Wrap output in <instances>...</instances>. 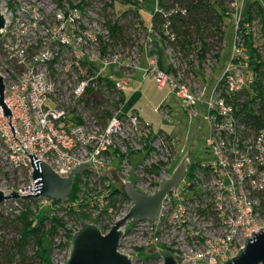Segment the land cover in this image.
I'll use <instances>...</instances> for the list:
<instances>
[{"label":"built area","instance_id":"1","mask_svg":"<svg viewBox=\"0 0 264 264\" xmlns=\"http://www.w3.org/2000/svg\"><path fill=\"white\" fill-rule=\"evenodd\" d=\"M82 2L65 6L61 1L56 10L46 6L33 10V6L25 8L16 1L10 5L11 11L0 5L5 19L0 37V75L5 81V103L12 112L18 141L2 108L0 137L15 167L28 169L31 178L32 164L25 150L61 178L89 166L88 173L99 178H105L110 170L123 172L125 182L134 172L137 188L139 177L153 175L147 172L155 166L149 160L152 147L148 151L143 147L155 143L158 135L153 125L137 114H125V103L114 111L108 109L114 105L111 97L119 101L127 87L125 79L114 80L115 73L125 71V56L120 51L110 53V49L103 54L99 37L90 44L84 41L88 32L84 27L86 3ZM244 4L245 0L239 12L237 0L233 4L238 24ZM52 11L54 20L44 25L43 16ZM40 28H47L46 37H38ZM233 47L230 61L211 89L198 86V91L192 90L181 76L160 71L154 60L146 70V77L155 75L159 89L169 86L176 93L191 117L198 116V106L203 105L210 124V159L193 163L192 169L190 164L180 184L163 201L157 220L147 222L150 243L146 247L152 244L154 250L164 246L178 264H225L244 247L247 237L264 229V129L256 131L240 116L238 106L244 102L241 94L253 85L254 77L245 73L242 62H233L247 60L243 49L236 43ZM63 50L72 53L66 55ZM132 55L131 60L138 62L137 50ZM131 67L138 68V63ZM109 84L114 85L113 89ZM96 94L102 95L100 101ZM97 106L112 112V116L106 119L99 111L80 116L69 110ZM169 146V153H176L174 140ZM138 152H146L148 158L133 170L131 156ZM114 158L119 161L116 168ZM175 160L168 159L164 164L162 183L171 177ZM34 188L33 182L21 193L36 195ZM41 200L42 207L47 204L51 208L50 199ZM127 228L125 233L131 230ZM146 247L137 249V254L141 255L140 249ZM155 251L158 254L159 250Z\"/></svg>","mask_w":264,"mask_h":264},{"label":"rangeland","instance_id":"2","mask_svg":"<svg viewBox=\"0 0 264 264\" xmlns=\"http://www.w3.org/2000/svg\"><path fill=\"white\" fill-rule=\"evenodd\" d=\"M14 1L18 2L19 4H23V7L25 8H28V6H33V10L40 9L43 6L50 8L52 7L53 10H56V5L59 4V2L61 1L65 6L70 4L78 5L82 2V0H3L0 5L1 7L8 8L9 11H11L10 5ZM242 1L243 0H237L238 12L241 8ZM112 2L113 0H90L89 2H86L84 27L86 28L88 34L85 36L86 39L84 41L87 42V44H90L92 39H98V37H102L104 41L108 42L109 32L106 28L105 23L108 20H111L113 22L119 21L121 26L125 28L127 27V34L130 38H132L133 42H135V45L127 49L119 48L118 50L122 52L125 56V64H136L138 63L136 60H131V58L134 57L132 55L133 51L136 52L137 50V54L139 55V48L142 45L148 47L151 43H145L146 38L144 32L141 29H135L134 26L132 27L131 18L118 19L116 14L120 13H115L118 8L115 10L106 8V4H110ZM248 2L263 3L264 0H245L244 7ZM123 9H125V7H122L118 11ZM137 9H141L142 20L145 26L147 28H150L155 12V2L152 3V0H147L146 3L145 1H139V6L137 7ZM231 9L233 10V15L235 17H238V12L233 5L231 6ZM43 18L44 25L50 24L54 20V11L45 14ZM234 19L231 20L228 18L225 21L227 31L225 40L222 45V49L219 52L221 56L220 60L218 61L213 57H209L205 64L204 78L206 82H202V87L204 88L207 87L211 89L214 83L216 82L217 78L223 72V69L227 66L228 61L226 59L227 57L231 56V51L234 50V47L231 45V40H233L234 43L237 44L239 49L244 50L240 33L234 34V31L231 33ZM142 20L140 19V21ZM45 29H39V38L46 37ZM252 31L255 36V46L257 47L259 54L264 60L263 24H261L258 20L255 21L252 24ZM89 51L91 52L93 51V49L89 48ZM62 53H65L66 55H71L70 53H72V51L63 50ZM170 56L175 69H179L182 63L180 64V61L177 60V56H172L171 53ZM241 64L244 68L245 73L248 74L249 77L252 76V74L247 69V66L244 61ZM188 69V65H184L183 69L181 70L182 77L183 72L185 70L187 71ZM124 78L125 74L123 72L115 73L114 80H122ZM187 78L188 79H186V83L190 85L192 90L198 91V86H201V80L197 78L193 73L187 76ZM152 93L157 95L162 94V96L167 97V104L170 107V110L167 112L161 111L162 113L159 114L154 110V107L145 104L144 109L147 112V115H145L146 119L147 121H149V123L151 122L150 124H153V130L155 134H158L160 131H164L173 137V140L175 141L176 153L173 152L172 154H170L167 150V148L170 147L169 145L171 144L172 140L169 139L165 134L158 135V138L154 140L156 142L153 144H144L145 146L143 147V150H149L152 147L151 150L153 151V155L149 160L151 161V163H153V165L160 168V170H158L156 174L148 175L147 177L146 173L143 177H139L137 189L138 191H144L147 194H153L161 188L164 179V164L166 165L168 159L173 160L176 158V160L172 163V170L170 172L171 175L180 165L185 155L188 153H191L190 160L192 163L198 161L205 162L208 161L211 157L207 147V139L210 135V124L206 118L207 113L203 105L198 106V116L191 117L190 113L184 108L183 101L178 98L176 93L173 92L170 87L167 88L163 93L156 90V88L154 87ZM250 94L251 98L255 97V93L252 90H250ZM95 96L98 101L102 99V95L96 94ZM112 99L114 101L116 97H111V101ZM50 107L54 108L55 106H52L50 104ZM99 109L102 110V108L100 107H83L75 109L70 108L69 110L75 115L79 114L80 116H89L96 113V111ZM108 109L114 111V107L112 105ZM147 158L148 156L146 152H138L133 154L131 156V166L133 170H136L140 165L144 164ZM113 161V168L118 167L119 161L116 158H114ZM82 179L83 186L81 187L83 193L79 195L77 200H69V196V198L64 201V204L59 205L58 203L54 202L55 200L50 199V201L52 202L51 208L56 210L55 214L57 216L64 217L67 224L66 229L74 233L75 231L79 230L81 221L79 220L80 222H78L74 217L68 216L66 212L62 211L61 209H67V211H69L73 206V202L77 206H86V209L84 211L90 215V219L88 222L91 224H95L99 227H109V232L115 221H117L119 217L123 216L122 213H126L131 208L132 203L124 202L122 204H119L116 208H113V210L109 211V215L102 217L99 215L100 209L105 208L107 206L109 201L106 200L105 197L113 188H119L122 192H125L124 184L127 180V176L123 172L110 170L106 173L105 178H99L97 176L90 175L84 176V178ZM130 181H135L134 172L130 178ZM32 184L33 181L29 170L15 167V164L11 160L10 155L8 153L7 146L4 140L0 137V191L5 192L7 195H11L13 192H17L21 196L19 199H10L4 204L0 205V264H8L7 258L10 257V254L8 253L9 246H11L13 243L12 241L18 237L17 229L10 223L20 214V211L23 208V203L26 201V199L27 201L28 199H33V197H25L30 195L29 193H21L25 189L30 188ZM85 185H89V189H86ZM42 201L43 200L41 199L37 200L39 206H42ZM29 202H31V200ZM45 205V207H48L47 204ZM32 206L33 208L35 207V205ZM147 222L148 220L143 222L144 225H135L133 229L126 233L125 238L121 242L120 252L122 254L131 256L134 260V264H163V261L160 257L146 261L147 257L157 253L151 248L152 244L146 247L147 243H150V226L147 224ZM66 243L67 239L65 238V232L61 230L59 236L55 238L53 242L54 246L53 251L51 253L52 264H67V261L70 257V252L69 249L64 246V244ZM141 247H146L145 255L143 256L137 254V249ZM33 254L34 251L32 248H30L28 250V256H32ZM13 264H20L18 263V257Z\"/></svg>","mask_w":264,"mask_h":264},{"label":"trees","instance_id":"3","mask_svg":"<svg viewBox=\"0 0 264 264\" xmlns=\"http://www.w3.org/2000/svg\"><path fill=\"white\" fill-rule=\"evenodd\" d=\"M87 1L89 0H83L82 4ZM139 1L144 2L146 0H113L112 3L106 4V8L114 10L118 8L115 12L120 13L116 14L118 19L131 18L132 27L134 26L135 29H141L144 32L145 43L151 37L150 30H152V33L163 42L171 55L177 56V60L180 61V64L182 63L179 69H175L174 65L171 64L170 74L181 76L184 65H188L189 69L183 72L182 80L186 82L187 76L193 73L201 80L200 85L202 86V82H206L204 72L209 57L220 60L219 52L222 49L227 31L225 21L228 18L234 19L235 16L232 13L231 6L236 1L158 0V10L154 13L151 28L145 26L141 9H137ZM122 7H125V9L118 11ZM257 20L263 24L264 29V2H248L243 9V16L239 24L237 17H235L231 33L234 31L233 33L236 34L235 28H238L237 34L240 33L241 35L242 46L247 56L244 63L254 77L253 85L245 88L241 94L240 99H243L244 102L238 106L240 116L247 125L259 131L264 129V60L255 46V36L252 31V24ZM105 24L109 32V41L105 42L102 37H99L103 54H106L108 49L114 53L119 48L127 49L135 45V42L127 34V27L121 26L119 21L108 20ZM233 44L234 41L231 40V45L233 46ZM141 47L139 50H141ZM226 60L229 62L230 56ZM233 62L238 65L243 60L236 59ZM109 87L113 89L114 85L109 84ZM250 90L255 93L254 98H251ZM124 102L123 96L119 101L115 99L114 105H112L114 110L118 109ZM97 111H99L98 114L104 115L106 119L112 116L110 111L101 109ZM160 134L163 133L160 132L157 135ZM167 137L173 140L172 136L168 135ZM193 167L194 164L191 162V169ZM158 170H160L159 167L153 166L147 172L148 174H155ZM84 176H90V173L86 172L76 176L69 200L75 201L83 193L81 186H83L82 178ZM85 187L89 189V185H85ZM105 199L109 202L105 208L100 209L99 215L101 217L109 215L111 208H116L117 205L124 202H130L125 192H122L119 188H113ZM30 200L31 202H29ZM54 202L59 205L64 204V202L58 200ZM31 204L35 207L33 208ZM72 204L73 206L69 211L67 209L61 210L65 211L68 216L74 217L78 222H88L90 215L84 211L86 206H77L74 202ZM262 208L264 210V196ZM55 211L53 208L39 206L37 200L28 199L27 201L26 199L20 214L10 223L17 229L18 237L9 246L8 264H13L17 257L20 264H52L53 242L59 236L61 230L65 232V238L67 239L64 246L69 249L71 239L76 231L74 233L68 231L64 217L57 216ZM134 225L135 223L132 222L127 230H130ZM99 229L106 235L109 227H99ZM30 248L34 251L32 256H28ZM165 249L164 246L154 247V250ZM140 254L145 255V249H140ZM157 257H159L157 253L150 255L146 258V261Z\"/></svg>","mask_w":264,"mask_h":264},{"label":"water","instance_id":"4","mask_svg":"<svg viewBox=\"0 0 264 264\" xmlns=\"http://www.w3.org/2000/svg\"><path fill=\"white\" fill-rule=\"evenodd\" d=\"M2 1L0 0V3ZM4 27L5 19L0 10V37L2 36L1 30ZM5 90V81L0 75V108H2L5 117L10 119L9 125L15 138L16 131L11 123L12 112L5 103ZM25 153L31 160L32 181L35 183L34 192L36 193V195L25 197H33L34 200L48 198L61 202L66 201L72 192L76 176L91 169L89 166L78 168L73 170L68 178H61L52 171L49 165L38 160L36 155H29L26 150ZM190 164V154L188 153L171 177L162 184L160 190L154 195H147L138 191L132 181L125 182V194L133 204L131 209L115 221L106 235L102 233L97 225L82 221L79 230L74 233L71 239L69 245L70 257L67 264H133V260L128 255L120 252L121 241L126 236L124 229L131 222L141 223L147 220L155 222L166 196L174 187L180 184ZM20 197L17 192L7 195L5 192L0 191V205L10 199H19ZM252 234V237L246 238L244 247L225 264H264V229ZM158 255L163 264H178L174 255L167 250H159Z\"/></svg>","mask_w":264,"mask_h":264},{"label":"crops","instance_id":"5","mask_svg":"<svg viewBox=\"0 0 264 264\" xmlns=\"http://www.w3.org/2000/svg\"><path fill=\"white\" fill-rule=\"evenodd\" d=\"M154 2L156 12L158 10V0H152V3ZM151 37L152 42L150 46L145 47V45H143L141 47L138 68L132 69L131 63H127L125 64L126 68L123 72L125 74L124 79L127 81V87L123 94V98L125 99L123 112L125 114H137L142 120L148 123L149 121H147L145 116L147 115L144 109L145 104L154 107V110L159 114L163 111L167 112L170 110L167 104V97L162 96V94L157 95L152 93L154 87L162 93L169 87L166 86L164 89H159L155 75L146 77V70L150 68L152 60L156 61L158 69L162 72L170 73L171 69L170 52L157 36L151 35ZM160 132L167 136L169 135L164 131Z\"/></svg>","mask_w":264,"mask_h":264},{"label":"flooded vegetation","instance_id":"6","mask_svg":"<svg viewBox=\"0 0 264 264\" xmlns=\"http://www.w3.org/2000/svg\"><path fill=\"white\" fill-rule=\"evenodd\" d=\"M190 154V157H191V153H189Z\"/></svg>","mask_w":264,"mask_h":264}]
</instances>
